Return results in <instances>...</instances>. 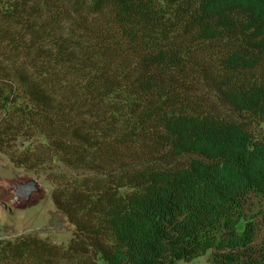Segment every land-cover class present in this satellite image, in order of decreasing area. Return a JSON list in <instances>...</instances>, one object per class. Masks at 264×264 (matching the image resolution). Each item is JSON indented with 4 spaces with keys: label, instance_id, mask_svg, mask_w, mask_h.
Masks as SVG:
<instances>
[{
    "label": "trees",
    "instance_id": "trees-1",
    "mask_svg": "<svg viewBox=\"0 0 264 264\" xmlns=\"http://www.w3.org/2000/svg\"><path fill=\"white\" fill-rule=\"evenodd\" d=\"M199 76L264 122V0H0V152L74 228L0 264H264V137Z\"/></svg>",
    "mask_w": 264,
    "mask_h": 264
},
{
    "label": "rangeland",
    "instance_id": "rangeland-1",
    "mask_svg": "<svg viewBox=\"0 0 264 264\" xmlns=\"http://www.w3.org/2000/svg\"><path fill=\"white\" fill-rule=\"evenodd\" d=\"M66 6L69 5L64 3V7ZM66 16L63 15L60 22L63 33L72 25ZM71 16L76 17L75 14ZM87 18L91 20L92 16L88 15ZM207 72L208 70L202 77L207 76ZM202 77L196 79L194 87L209 99L220 114L245 123L257 138L264 137V122L253 120L246 114H237L226 104H222L217 99L216 90L210 86L206 87L205 83L208 82ZM27 141L25 138L21 139L18 142L19 147L25 146ZM188 158L184 157L181 161H187ZM52 187L43 176H36L32 172L15 167L8 157L0 152V239H15L29 233L46 238L57 246H65L72 237L74 228L55 207L51 197ZM251 203L252 211L259 212L256 220L257 246H260L264 242V197L252 198ZM211 253L210 250L189 262L178 261L176 264H211Z\"/></svg>",
    "mask_w": 264,
    "mask_h": 264
},
{
    "label": "water",
    "instance_id": "water-1",
    "mask_svg": "<svg viewBox=\"0 0 264 264\" xmlns=\"http://www.w3.org/2000/svg\"><path fill=\"white\" fill-rule=\"evenodd\" d=\"M33 184H34V181H33Z\"/></svg>",
    "mask_w": 264,
    "mask_h": 264
}]
</instances>
